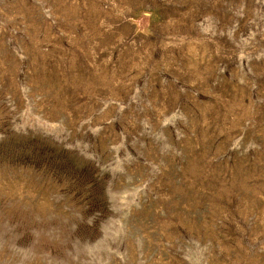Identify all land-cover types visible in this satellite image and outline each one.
I'll list each match as a JSON object with an SVG mask.
<instances>
[{
	"label": "rangeland",
	"instance_id": "1",
	"mask_svg": "<svg viewBox=\"0 0 264 264\" xmlns=\"http://www.w3.org/2000/svg\"><path fill=\"white\" fill-rule=\"evenodd\" d=\"M0 264H264V0H0Z\"/></svg>",
	"mask_w": 264,
	"mask_h": 264
}]
</instances>
